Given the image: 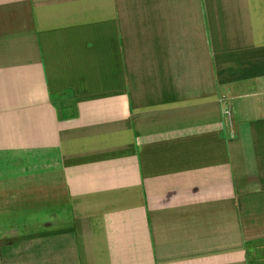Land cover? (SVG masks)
I'll return each mask as SVG.
<instances>
[{
	"label": "crops",
	"instance_id": "1",
	"mask_svg": "<svg viewBox=\"0 0 264 264\" xmlns=\"http://www.w3.org/2000/svg\"><path fill=\"white\" fill-rule=\"evenodd\" d=\"M0 264H264V0H0Z\"/></svg>",
	"mask_w": 264,
	"mask_h": 264
}]
</instances>
